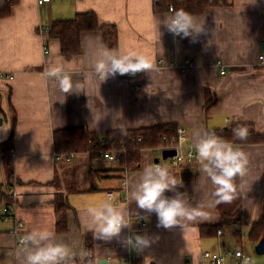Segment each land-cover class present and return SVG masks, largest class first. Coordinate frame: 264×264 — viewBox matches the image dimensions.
<instances>
[{"label":"crops","instance_id":"obj_1","mask_svg":"<svg viewBox=\"0 0 264 264\" xmlns=\"http://www.w3.org/2000/svg\"><path fill=\"white\" fill-rule=\"evenodd\" d=\"M86 10H93L99 23L116 25L118 45L108 48L100 29L84 30L79 51L64 55L59 39L50 37L45 28L53 19L70 18ZM174 13L156 11L154 0H49L41 4L19 0L10 15L0 17V106L4 111V116L0 114V141L11 130L9 99L16 121L7 164L17 194L14 214L23 222V234L48 229L58 241L77 252L88 250L94 260L104 264H125L123 256L128 254L138 255V264H216L204 258L203 251L222 252L227 247L249 253L248 264H264V253L252 255L241 245L242 233L248 238L249 225L262 209L264 142L233 144L248 156L247 174L239 177L245 224L235 242L228 227L221 228L219 235L200 233L199 224L216 221L217 205L207 207L214 201L213 188L201 177L197 158L178 164L160 162L182 180L183 187L178 190L185 198L193 206H204L209 215L165 229L157 226L155 213L128 203L129 179L138 176L147 163L158 161L154 160L158 158L157 146L141 148L139 167L125 171L123 178L118 172L102 170L116 167V158L74 151L75 156L66 161L72 162L59 167L60 160L55 157L53 131L68 126H84L100 136L109 130L170 121L185 128L186 146H194L197 133L203 134L207 128L235 122H250L257 132L264 133V63L258 59L264 41V0H217L199 13L187 12L203 26L201 33L189 37L175 36L163 24L158 25ZM108 50L135 51L154 67L150 72L117 74L100 82L94 65ZM184 59L191 60L193 66L184 65ZM217 59L224 73L215 65ZM52 68L71 75L79 92L64 97L58 82L46 75ZM205 87L216 97L207 110ZM3 162L0 152V182L6 177ZM67 173L70 180L77 181L76 186L66 179ZM92 183L95 189H89ZM57 190L65 192L69 204L63 233L55 230L53 199ZM109 200L126 205L131 229H123L120 237L110 241L94 239L85 227L89 222L85 209ZM2 204L0 200V207ZM11 226V219H4L0 212V264H21L16 251L22 246L9 231ZM231 231L235 236L233 228ZM88 233L92 235L90 246L86 244ZM135 234L146 235L153 242L137 250L125 243ZM258 240L251 241L256 244Z\"/></svg>","mask_w":264,"mask_h":264},{"label":"clouds","instance_id":"obj_2","mask_svg":"<svg viewBox=\"0 0 264 264\" xmlns=\"http://www.w3.org/2000/svg\"><path fill=\"white\" fill-rule=\"evenodd\" d=\"M163 24L175 36L189 37L203 31L196 19L185 12L177 10L171 17H164L158 25ZM154 65L135 51L118 53L104 51L96 61L94 69L100 82L109 76L150 72ZM46 75L58 82L59 92L69 94L79 92V84H74L72 76L59 68H52ZM249 135L247 127L233 129L237 140H246ZM194 144L201 177L211 182L214 201L207 207L214 208L220 203H230L236 198L238 186L237 177H244L248 171V156L232 142L218 136L215 132L197 133ZM183 187L182 180L173 176L169 169L159 164L147 163L142 172L128 181V203L135 202L137 207L146 213H155L158 227L170 229L181 226V221H193L197 218H207L209 213L204 206H193L184 193L178 189ZM203 188L204 185L201 184ZM195 190V189H194ZM166 192H172L168 196ZM126 205L114 201L85 209L89 222L85 225L92 232L94 239L110 241L118 238L123 229H131L132 222L127 218ZM153 241L146 235L135 234L126 238L125 243L143 250ZM16 256L21 264H104L93 259V253L88 250H73L68 244L58 241L54 232L48 229L33 230L19 239Z\"/></svg>","mask_w":264,"mask_h":264},{"label":"trees","instance_id":"obj_3","mask_svg":"<svg viewBox=\"0 0 264 264\" xmlns=\"http://www.w3.org/2000/svg\"><path fill=\"white\" fill-rule=\"evenodd\" d=\"M18 2L19 0H0V17L10 15L13 11V6ZM170 2L174 5V12L177 10H184L185 12L199 13L207 4L215 3L217 0H212L211 2H208L207 0H154L155 10L167 11ZM47 28L50 37H56L59 39L61 53L68 56L79 51L80 33L84 30L100 29L103 42L108 48H116L118 45L116 25L113 23H99L97 14L93 10L78 11L70 18L53 19ZM215 102L216 97L211 93L209 87H205L204 109L207 110ZM8 108L11 111V130L7 137L0 141V152L4 158L3 165L6 174L5 180L0 182V200L5 204L10 202L5 189L12 184V173L7 164V151H9V148L13 143L14 125L16 121L15 110L9 99ZM0 114L4 116V111L1 106ZM240 126L247 127L249 130V135L246 140H237L233 136V129ZM176 127L177 126L174 122L168 121L137 128L109 130L103 132L100 136L110 137L112 138V141L110 144L102 146L99 144L92 145L88 141L89 138L98 139V134H94L84 126H68L57 128L53 131V145L56 153L86 151L92 157L100 156L102 155L103 150L109 149L115 152V158L118 165L113 168H103L102 170L118 172V176L123 178L125 171L137 169L139 167L141 148L166 144L171 136L175 134ZM206 131L215 132L218 136L232 142L233 144L264 142V133L257 132L254 125L250 122H235L227 127L207 128ZM138 136H140L142 140H137ZM102 170L100 172H102ZM235 183L238 186L236 198L230 203L218 204L216 221L199 224L200 233H216L218 227H232L235 236L241 235V226L245 224V222L243 219L242 194L239 186V177L236 178ZM95 188V184L93 183L89 187V189ZM53 207L56 214L55 230L58 233H63L66 231L67 227L66 210L69 207L65 192L61 190L55 191ZM263 235L264 199L262 200V209L259 217L249 225L248 238L251 240H258ZM91 241L92 235L88 233L86 235L87 246L91 245Z\"/></svg>","mask_w":264,"mask_h":264},{"label":"built area","instance_id":"obj_4","mask_svg":"<svg viewBox=\"0 0 264 264\" xmlns=\"http://www.w3.org/2000/svg\"><path fill=\"white\" fill-rule=\"evenodd\" d=\"M49 0H36L38 4L47 2ZM208 2H211L212 0H207ZM168 11L171 13H174V5L172 2L168 4ZM48 28H45L47 30ZM258 59L260 63H264V51L258 54ZM183 64L186 66H193V62L189 59H184ZM215 65L219 67L220 73H224L225 69L222 64V62L217 59L215 61ZM187 137V133L184 127L177 126L175 134L171 136V138L168 140V142L164 145L157 146V157L158 161L155 162V164H159L162 166L160 160L163 159L162 157V150L174 148L175 153L173 155H170L167 157V159L170 160L172 164H178L180 162L184 161H190L197 158L196 150L194 146H186L185 140ZM137 140H142L140 136L137 137ZM88 141L93 144H99V145H108L112 141V138L110 137H103L99 136L98 139L89 138ZM156 147V146H155ZM75 156V152H65V153H56L55 157L59 160L69 161ZM102 158L105 159H113L115 158L116 154L115 152L105 149L102 151V155H100ZM166 159V158H165ZM6 194L9 198V203L5 204L3 203L0 207L1 215L4 219H11L12 226L10 227L9 231L12 234H15L17 236L16 240L19 243V239L25 235L23 234V222L15 217L14 214V208H15V202L17 198V194L14 188V185L8 186L7 189H5ZM216 233L219 235L221 234V228L218 227L216 230ZM203 257L206 258L211 263L221 264L227 261V259H232L231 264H248L250 261V254L243 251L239 248H229L222 250V252L218 251L215 252L213 250H204L203 251ZM109 258V257H107ZM123 259L125 261V264H138L137 261L139 260L138 255H125L123 256Z\"/></svg>","mask_w":264,"mask_h":264},{"label":"rangeland","instance_id":"obj_5","mask_svg":"<svg viewBox=\"0 0 264 264\" xmlns=\"http://www.w3.org/2000/svg\"><path fill=\"white\" fill-rule=\"evenodd\" d=\"M161 160H162V161H165L166 163L169 162V159L167 160V158H166V159H161ZM59 162H60L59 167H62V166H64L65 164H66V165H67V164H70L72 161H71V162H66V161H64V160H60ZM79 165H80V163H78V166H79ZM83 172H84V174H83V175H84L83 179L85 180V172H86V170H83ZM70 177H71V174H70V173H67V174H66V179H67L69 182L74 183V185L76 186V185H77V181H76L75 179H74V180H70ZM231 230H232V227H228L227 232L233 236V238H232L233 242L238 241L239 238L236 237V236H234V235L231 233V232H232ZM241 238H242V239H241V240H242L241 245L243 246V248L246 249V250H249V251L252 253V255L257 254V253L255 252V249H254L255 242H252L251 240H249V239L247 238V236H246L245 234H243V233H242Z\"/></svg>","mask_w":264,"mask_h":264},{"label":"water","instance_id":"obj_6","mask_svg":"<svg viewBox=\"0 0 264 264\" xmlns=\"http://www.w3.org/2000/svg\"><path fill=\"white\" fill-rule=\"evenodd\" d=\"M261 50L264 51V41L261 42ZM2 116L0 115V124L2 123ZM175 153V149L174 148H169V149H164L162 150V157L163 159L167 158L170 155H173ZM155 161L158 160V158L154 159ZM255 252L258 254H262L264 253V236H262L257 243L254 246Z\"/></svg>","mask_w":264,"mask_h":264}]
</instances>
